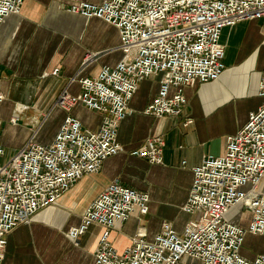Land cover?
<instances>
[{
	"label": "built area",
	"instance_id": "built-area-1",
	"mask_svg": "<svg viewBox=\"0 0 264 264\" xmlns=\"http://www.w3.org/2000/svg\"><path fill=\"white\" fill-rule=\"evenodd\" d=\"M23 3L0 0V24L7 16L20 13ZM69 11L114 26L122 57L115 65L103 64L96 76L78 78L80 92L72 94L65 88L55 102L64 110L83 104L100 112L102 122L97 130L84 128L77 117L68 114L51 142L40 143L32 136L0 163V264L12 229L28 224L39 210L55 204L83 176L99 172L106 159L123 150L118 128L132 112L129 101L141 82L159 78L157 94L143 114L179 116L188 101L186 87L215 81L225 71L223 29L264 17V0L81 1ZM89 60L90 55L82 66ZM59 70L56 67L51 74ZM75 80L74 76L69 82ZM257 93L264 97V71ZM164 145L162 136H148L131 154L163 164ZM3 156L0 145V159ZM192 173L182 209L197 217L181 231L163 222L152 240L138 230L129 245L118 249L112 229L136 210L147 214L150 197L114 179L89 204L81 222L69 229V239L77 244L92 224L100 225L95 264H179L185 256L201 264H264V253L252 258L241 253L247 234L264 236V194L258 191L264 176V102L228 137L223 154L204 155ZM237 207L236 218L231 219L229 214ZM246 211L250 216L244 226Z\"/></svg>",
	"mask_w": 264,
	"mask_h": 264
},
{
	"label": "crops",
	"instance_id": "crops-1",
	"mask_svg": "<svg viewBox=\"0 0 264 264\" xmlns=\"http://www.w3.org/2000/svg\"><path fill=\"white\" fill-rule=\"evenodd\" d=\"M81 1L100 4L104 0H24L20 13L7 16L0 24V145L8 158L32 136L40 143L51 142L68 114L77 117L84 128L97 130L101 125L102 114L83 104L70 110L55 105L63 89L72 94L80 92L78 78L96 76L103 64L115 65L122 57L120 36L114 26L69 11L73 3ZM240 30L244 42L237 45L233 60L225 62L229 39ZM221 41L226 45L225 71L215 81L186 87L188 101L179 116L143 114L157 94L159 78L141 82L129 101L132 112L118 128L117 139L123 150L106 159L99 172L83 176L55 204L39 210L28 224L12 229L2 264H95L101 226L92 224L78 244L69 239L68 233L114 179L150 197L147 214L136 210L129 220L112 229V240L120 250L132 242L138 230L152 240L163 222L181 231L197 217L181 208L192 184V167L204 155L223 154L228 137L264 102L257 93L264 71V17L224 28ZM245 41L250 49L238 60L239 47ZM88 55L90 60L82 66ZM56 67L60 68L58 74H51ZM74 76L76 80L70 83ZM14 117L18 120L13 121ZM152 135L164 139L163 164L131 154ZM258 191L264 194V176ZM236 209L240 208L231 212ZM249 216L244 212L242 225H247ZM179 264L201 263L185 256Z\"/></svg>",
	"mask_w": 264,
	"mask_h": 264
},
{
	"label": "rangeland",
	"instance_id": "rangeland-1",
	"mask_svg": "<svg viewBox=\"0 0 264 264\" xmlns=\"http://www.w3.org/2000/svg\"><path fill=\"white\" fill-rule=\"evenodd\" d=\"M242 35V30L239 31V33H234L230 39H229V55L226 58L225 62H228L230 60H233V58L235 57L236 53H237V45L241 42H244L243 40H241L242 37H240ZM250 48H247L246 46V41L245 43L242 45V47H239V52L237 54V59L241 60L249 51ZM263 52V50H262ZM261 52V53H262ZM260 100L264 101V97H258ZM249 107H251V103L249 104ZM241 109L239 111L238 116L241 117ZM8 159V156H3L0 159V163L3 164L6 162V160ZM183 207V205L181 206V208ZM239 209L234 210L233 212L230 213V217L231 219L234 218L235 214H237ZM74 244H76L75 242H73ZM78 244V243H77ZM241 253L244 255L247 254L252 255V257H254L255 255H257L258 253H264V238H251L250 236H246L244 244H243V251H241Z\"/></svg>",
	"mask_w": 264,
	"mask_h": 264
},
{
	"label": "bare ground",
	"instance_id": "bare-ground-1",
	"mask_svg": "<svg viewBox=\"0 0 264 264\" xmlns=\"http://www.w3.org/2000/svg\"><path fill=\"white\" fill-rule=\"evenodd\" d=\"M74 227V226H73Z\"/></svg>",
	"mask_w": 264,
	"mask_h": 264
}]
</instances>
